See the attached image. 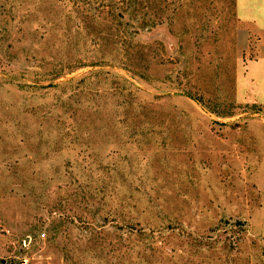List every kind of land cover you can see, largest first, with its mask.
Listing matches in <instances>:
<instances>
[{
    "label": "rangeland",
    "instance_id": "rangeland-1",
    "mask_svg": "<svg viewBox=\"0 0 264 264\" xmlns=\"http://www.w3.org/2000/svg\"><path fill=\"white\" fill-rule=\"evenodd\" d=\"M0 264H264V0H0Z\"/></svg>",
    "mask_w": 264,
    "mask_h": 264
},
{
    "label": "crops",
    "instance_id": "crops-1",
    "mask_svg": "<svg viewBox=\"0 0 264 264\" xmlns=\"http://www.w3.org/2000/svg\"><path fill=\"white\" fill-rule=\"evenodd\" d=\"M254 60H256V59H254ZM250 78H252V83L254 82V79H255V77L254 76H252V75H250ZM253 87L255 86V85H252Z\"/></svg>",
    "mask_w": 264,
    "mask_h": 264
},
{
    "label": "built area",
    "instance_id": "built-area-1",
    "mask_svg": "<svg viewBox=\"0 0 264 264\" xmlns=\"http://www.w3.org/2000/svg\"><path fill=\"white\" fill-rule=\"evenodd\" d=\"M43 234V233H42Z\"/></svg>",
    "mask_w": 264,
    "mask_h": 264
}]
</instances>
